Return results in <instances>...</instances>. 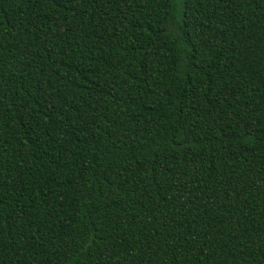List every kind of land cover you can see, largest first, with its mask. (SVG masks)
I'll return each mask as SVG.
<instances>
[{
	"label": "trees",
	"instance_id": "obj_1",
	"mask_svg": "<svg viewBox=\"0 0 264 264\" xmlns=\"http://www.w3.org/2000/svg\"><path fill=\"white\" fill-rule=\"evenodd\" d=\"M0 264H264V0H0Z\"/></svg>",
	"mask_w": 264,
	"mask_h": 264
}]
</instances>
